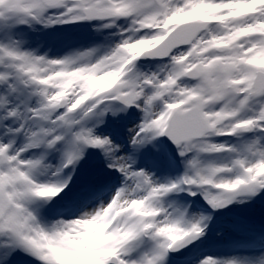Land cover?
I'll list each match as a JSON object with an SVG mask.
<instances>
[{
  "label": "snow or ice",
  "instance_id": "snow-or-ice-1",
  "mask_svg": "<svg viewBox=\"0 0 264 264\" xmlns=\"http://www.w3.org/2000/svg\"><path fill=\"white\" fill-rule=\"evenodd\" d=\"M0 264H264V0H0Z\"/></svg>",
  "mask_w": 264,
  "mask_h": 264
},
{
  "label": "rangeland",
  "instance_id": "rangeland-1",
  "mask_svg": "<svg viewBox=\"0 0 264 264\" xmlns=\"http://www.w3.org/2000/svg\"><path fill=\"white\" fill-rule=\"evenodd\" d=\"M257 215H258V213H257ZM224 236H225L223 238L224 239V242L222 243V245L223 246H227V241L231 238L232 234L225 232Z\"/></svg>",
  "mask_w": 264,
  "mask_h": 264
},
{
  "label": "bare ground",
  "instance_id": "bare-ground-1",
  "mask_svg": "<svg viewBox=\"0 0 264 264\" xmlns=\"http://www.w3.org/2000/svg\"><path fill=\"white\" fill-rule=\"evenodd\" d=\"M225 237V236H224ZM227 246H223L222 244H220V248L221 249H224V248H226Z\"/></svg>",
  "mask_w": 264,
  "mask_h": 264
}]
</instances>
